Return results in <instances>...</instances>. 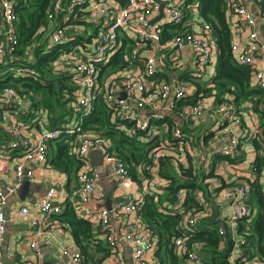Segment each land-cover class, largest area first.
Wrapping results in <instances>:
<instances>
[{
    "label": "built area",
    "instance_id": "2783aa9c",
    "mask_svg": "<svg viewBox=\"0 0 264 264\" xmlns=\"http://www.w3.org/2000/svg\"><path fill=\"white\" fill-rule=\"evenodd\" d=\"M187 2L189 0H126L125 5H119L115 0H53L47 14L49 24L45 30L47 41L44 44L45 47H50L55 43L74 40L77 36L80 38V43L71 45L53 63L55 73L71 74L76 85L74 106L80 113L77 116L75 114L76 119L72 125H60L42 132L38 137H33L26 131V124L20 120L18 114H40L42 109H33L30 97L20 94L13 86L9 84L0 86V127L4 132V138H0V169L18 154V160L14 163L13 180L9 183L0 182V264H4L3 241L7 223L4 206L8 196L17 191L24 177L31 178L38 167L46 164L45 143L65 135L77 137L75 154L82 161L77 174L78 190L69 195L70 205L77 216L89 221L92 227L101 228L104 242L110 250L104 264H125V254L119 239L112 233L110 213L133 215L142 222L138 209L143 194L149 191L150 184H159L160 176L157 171L160 160L168 155L170 143L161 142L152 148L149 152L148 165L138 166L140 170L145 169L149 176L142 178L140 190L135 193L132 190L134 179L124 161L113 151L108 150L110 145L105 138L94 131H83L81 120L92 110L93 101L99 93L103 95L116 119L132 120L139 129H154L150 117L156 116L148 115L146 118L138 113V110L144 107L159 106L173 112L180 120L197 118L202 114L203 98L196 100L194 104L179 109L176 107L180 99L192 94L190 91L195 88V82L203 79L205 66L212 61L214 51L217 55L208 22L200 16V31L189 29L192 19L187 17ZM14 5L13 0H0V66L4 65L0 70V79L6 78L7 75L13 77L36 75L28 60L33 51L25 50L27 57H24V60L26 59L24 63L18 61L20 58L15 53L17 16ZM194 7L198 8V2ZM160 11L162 16L155 20ZM226 14L232 38L236 37L231 42L233 56L237 63L249 67L251 83L261 92L259 107L264 114V8L258 4L254 10L245 0H227ZM75 20L86 21L90 26L74 25ZM167 25L177 26L179 31L169 39L161 41L162 28ZM123 37L132 41L127 52V66L100 77V67L119 50ZM185 46L189 48L193 60L190 77L186 80L154 78L155 73L159 72V63L174 72L183 68L178 54ZM15 60L19 63L9 64ZM121 92L125 95L122 96ZM214 108L221 114L220 130L227 138V145L220 153L236 158L242 153L234 129L240 127L242 122L239 107L230 97L217 102ZM171 129L176 139L183 138L184 133L178 123ZM262 135L264 138V132ZM93 149L102 152L104 163L114 171L117 186L126 191L125 198L115 203L113 209H93L89 205L96 187V179L87 162V154ZM59 188L56 181H51L36 206L21 205L16 210V215L26 217L29 226L35 229L29 243L34 254H40L42 238L47 244L51 240L50 236L61 234L65 230L64 225L56 217L62 211L61 206L55 202V194ZM250 191L251 186L248 183L223 189V197L231 203L229 217L231 223L249 216L250 207L246 199ZM184 197L183 190L176 192L175 211L171 213L182 214L185 225L192 226L201 218L208 216L206 213L209 210L206 206L186 210L183 205ZM219 232L224 234L221 227ZM121 239L132 246L133 264H151L147 254L155 249L156 245L143 223L137 232L133 231L131 224L126 223ZM236 241L229 256L231 264H235L237 258L244 260L240 253V244L244 240L240 238ZM174 245L186 264H203L200 252L189 248L183 237L176 238ZM62 253L67 257L63 264H81L78 250L63 248ZM26 264L32 262L28 261ZM242 264L260 263L243 261Z\"/></svg>",
    "mask_w": 264,
    "mask_h": 264
},
{
    "label": "trees",
    "instance_id": "16d2710c",
    "mask_svg": "<svg viewBox=\"0 0 264 264\" xmlns=\"http://www.w3.org/2000/svg\"><path fill=\"white\" fill-rule=\"evenodd\" d=\"M13 1L17 16L15 22L17 48L15 53L20 58L18 61L24 63L26 62L24 57H27L24 53L25 50L33 51V55H30L29 58V66L35 69L36 75L35 77L7 75L6 78L0 79V86L9 84L16 88L20 94L29 96L31 107L33 109L44 108L53 123L58 122L65 115H79L80 110L74 106L76 85L72 76L64 72L55 73L53 63L71 45L80 43V38L77 36L74 40L45 47L44 42L47 41L45 30L49 24L47 14L50 12L53 0ZM115 1L119 5L126 4V0ZM258 3L264 8V0H259ZM198 11L203 20L210 24L212 39L217 49L215 74L206 86L203 87L197 83L193 94L180 99L176 107L179 109L185 105L194 104L196 100L205 96H213L215 102L231 97V100L240 107L247 99L258 96L256 101H253V107L259 111L260 115H264L259 107L261 92L251 84L249 67L237 63L233 56L231 50L232 35L227 19L225 0H198ZM73 24L90 26V23L82 20H75ZM178 31L177 26H163L161 41L169 39ZM131 42L130 39L122 38L119 50L105 65L100 67V77L124 69L127 66V52L131 47L129 45ZM18 61L15 60L9 62V64H17ZM3 67L4 65H1L0 70ZM160 76L162 74L156 72L153 77L159 78ZM67 103L70 104L69 107ZM18 115L21 118L26 116L24 113ZM81 121L83 131H94L109 142L108 150L113 151L124 161L134 180L139 181L137 172H140L145 178L149 176L145 169L140 170L138 166L145 167L148 165L149 152L163 142L159 140L157 132L154 133L151 128L139 129L132 120L116 119L100 93L96 95L93 101L92 110L84 115ZM150 123L168 124L167 133H171L169 143L187 139L185 135L182 139H176L172 135V122L164 116L156 120L150 118ZM263 132L264 123L259 135L262 141H264ZM168 135L170 136V134ZM0 138H4L1 127ZM76 140L75 135H65L57 139H50L45 143L48 163L64 172L68 179L76 178L82 165V161L75 154ZM170 157L166 155L160 160L157 171L160 177L169 179L168 184L163 187L164 194L150 190L145 192L138 209L141 221L155 241L154 253L157 264H186L185 259L177 252L174 245V240L178 237H183L189 248L196 243L201 245L200 252L203 253V264H231L229 256L235 241L231 236L225 237L224 234L219 232V225L213 222L214 212L211 211L210 215L189 226L185 225L182 214L171 213L165 206L166 202L174 204L176 192L183 188L185 190L183 200L185 209L202 207V204L196 199L195 192L199 188H203L192 175V170L190 168L183 170L181 173L183 178L180 177L182 179L180 181V174L172 175L165 169L164 165L170 164ZM213 157V162L221 159L236 161L222 155ZM262 164H264V156L257 157L255 161L256 168H259ZM252 191L253 198L263 207L264 201L255 185H252ZM56 217L62 225L70 230L73 241L81 255V264L105 263L110 250L104 241L93 235L92 224L89 221L77 216L68 202H65L64 210ZM248 217L237 221V233L244 240L240 244V253L244 258L243 261H258L260 264H264L263 216L258 212L251 221L248 220ZM243 261L241 258H237L235 264H242Z\"/></svg>",
    "mask_w": 264,
    "mask_h": 264
},
{
    "label": "crops",
    "instance_id": "0c3cea01",
    "mask_svg": "<svg viewBox=\"0 0 264 264\" xmlns=\"http://www.w3.org/2000/svg\"><path fill=\"white\" fill-rule=\"evenodd\" d=\"M226 1L227 0H225V2ZM196 2H198V0H189V2H187V17H191L192 19L189 24V29L199 32L201 29L199 20L201 17L198 8L196 9L194 7ZM245 2L254 10L259 4L257 0H245ZM235 39L236 37L233 36L232 40ZM29 58L28 60L30 61ZM178 58L181 60L183 68L178 72H174L165 68V65L162 63H159V72L162 74L159 78L167 80H186L190 77L189 75L193 71V60L187 46L179 52ZM163 60L165 62V59ZM215 66L216 53L214 51L212 61L205 66L203 79L195 82V88H193L190 93L193 94L196 90L197 83L204 87L210 82L215 74ZM251 84L253 85V83ZM257 98L258 96H253L244 101L239 107L242 122L240 127H235L234 129L239 139L242 153L238 157L232 158L236 160L233 162L226 159L213 162V156L222 155L220 153L221 149L227 145V138L220 130L222 117L216 108H214L217 102H215L213 96H205L203 98L204 109L202 114L197 118H189L188 120L177 119L173 112L167 111L159 106L155 108L144 107L138 110L141 117L147 118L148 115H155L156 117L150 118L156 120L164 116L168 121L172 122V127L175 123L180 125L187 139H185L183 143L180 141L176 143L170 142L167 151V154L171 156L170 164H165V169L172 175L180 174V181H182L181 178H183V175L181 176L183 170L189 168L192 170V175L203 188H199L195 192L196 199L199 200L202 206H206L209 210L206 215H209L211 210L214 212V217L217 211L218 217L225 219L229 236L235 241H238L242 237L237 233L238 222L231 223L229 220L232 208L230 201L225 199L222 195L224 188L248 183L251 186V192L247 199V203L250 207L248 220L251 221L254 219L258 212L262 214L264 220V205L263 207L259 205L255 198H253L252 191V185H255L264 201V164L259 168H256L255 165L257 157L264 156V141L259 137L264 123V115H260L259 111L255 110L253 107V101H256ZM67 106L69 107L70 104L67 103ZM40 109H42L40 114H25V118L19 117L20 120L26 124V131L33 137H38L42 132L56 126L72 125L76 119L75 115H65L61 120L53 123L50 121L47 111L44 108ZM152 125L154 126L153 131L154 133L157 132L159 140L168 144L171 139V133H167L168 124L162 123L159 125L156 123ZM168 134H170V136ZM17 160L18 154L12 157L9 163L0 169V182L9 183L13 180L14 163L17 162ZM87 162L96 179L95 192L89 200V205L93 209H113L115 203L125 198L126 191L117 186L114 171L110 166L104 163L103 156L100 155L97 149L88 152ZM137 177L139 181L134 180L135 183L132 188L135 193L140 190L143 182V176L140 172H137ZM28 181L29 188L27 191L21 194V196L17 191L11 194L8 196L4 206V213L7 221L3 241L4 264H26L28 261H31L32 264H63L67 259L62 253L63 248L77 250L70 230L64 226L65 230L63 233L50 236L51 240L47 244L43 242L42 238L40 240V254H34L29 247V243L34 235L35 229L29 226L26 217L16 215V210L21 205L29 207L36 206L39 198L45 194L50 182L56 181L60 188L55 194V202L61 206L63 211L65 202L70 204L69 195H72V193L78 190V178L68 179L64 172L48 163L47 155L46 164L38 167L34 171V175L28 178ZM168 181L169 179L160 177L159 184H150L149 190L156 191L163 195V187L168 184ZM180 190L185 192L183 188ZM165 206H167L170 211H175V203L170 204L166 202ZM110 221L112 233L119 239V244L125 254V264H133L131 259L132 246L128 242L123 241L121 235L123 234V228L126 223L131 224L133 231L137 232L143 222H139L133 215H122L116 212L110 213ZM92 229L93 235L104 241L101 228L93 226ZM200 246V244L196 243L192 245L191 249L200 252ZM154 251L155 249L147 254V258L151 264H157Z\"/></svg>",
    "mask_w": 264,
    "mask_h": 264
},
{
    "label": "water",
    "instance_id": "95a60500",
    "mask_svg": "<svg viewBox=\"0 0 264 264\" xmlns=\"http://www.w3.org/2000/svg\"><path fill=\"white\" fill-rule=\"evenodd\" d=\"M161 15H162V11H160V15H158V16L155 18V20H157ZM120 94H121L122 96L125 95L124 92H121ZM97 151H98V152L100 153V155L102 156L101 151H100L99 149H97ZM93 152H95V151H93ZM28 188H29V181H28V178H27V177H24V179H23L22 182H21L20 187L17 189V192H18V194L21 196V194H23L24 192H26ZM213 222H214L215 224H218V225L222 228L225 237H229V232H228V230H227V224H226V222H225V219H223V218H219V217H218V212H217V211H216L215 216L213 217ZM200 255L203 256V253H200Z\"/></svg>",
    "mask_w": 264,
    "mask_h": 264
},
{
    "label": "rangeland",
    "instance_id": "374dc122",
    "mask_svg": "<svg viewBox=\"0 0 264 264\" xmlns=\"http://www.w3.org/2000/svg\"><path fill=\"white\" fill-rule=\"evenodd\" d=\"M210 214H211V210H210ZM210 214H209V215H210Z\"/></svg>",
    "mask_w": 264,
    "mask_h": 264
}]
</instances>
